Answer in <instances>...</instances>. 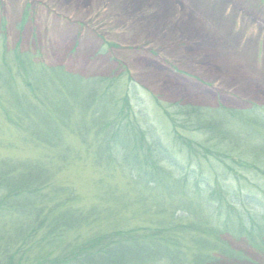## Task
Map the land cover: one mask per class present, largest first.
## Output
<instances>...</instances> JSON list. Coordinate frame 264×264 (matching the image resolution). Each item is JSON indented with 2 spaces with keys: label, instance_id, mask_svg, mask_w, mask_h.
I'll list each match as a JSON object with an SVG mask.
<instances>
[{
  "label": "trees",
  "instance_id": "1",
  "mask_svg": "<svg viewBox=\"0 0 264 264\" xmlns=\"http://www.w3.org/2000/svg\"><path fill=\"white\" fill-rule=\"evenodd\" d=\"M21 52L0 49V107L44 154L0 159V264H264L227 238L245 236L264 256V186L246 175L254 167L264 179V106L160 102L168 139L133 109L135 84L45 67ZM60 73L90 83L54 95ZM95 157L128 190L110 189L84 209L58 174Z\"/></svg>",
  "mask_w": 264,
  "mask_h": 264
},
{
  "label": "rangeland",
  "instance_id": "2",
  "mask_svg": "<svg viewBox=\"0 0 264 264\" xmlns=\"http://www.w3.org/2000/svg\"><path fill=\"white\" fill-rule=\"evenodd\" d=\"M165 12L171 14L161 26L160 17L154 18ZM17 45L45 67L135 84L137 89L129 91L133 109L150 114L168 139L171 129L160 102L264 106V0H0V49L13 52ZM78 78L60 73L49 88L58 95L62 85L71 92L90 83ZM10 81L23 87L22 78ZM62 95L73 102L75 94ZM43 154L7 123L0 107V159ZM96 157L76 160L58 174L60 184L80 193L77 204L84 209L97 205L99 195L110 189L128 190L126 177L100 169L93 163ZM254 170L246 175L264 186ZM227 238L234 248L264 258L245 236Z\"/></svg>",
  "mask_w": 264,
  "mask_h": 264
},
{
  "label": "bare ground",
  "instance_id": "3",
  "mask_svg": "<svg viewBox=\"0 0 264 264\" xmlns=\"http://www.w3.org/2000/svg\"><path fill=\"white\" fill-rule=\"evenodd\" d=\"M151 4V3H149ZM171 12H165V13H162V14H158L156 18H154L155 21L158 20V18L160 17V21L159 23L161 24V26L163 25V23H166L167 21V18L170 16Z\"/></svg>",
  "mask_w": 264,
  "mask_h": 264
}]
</instances>
